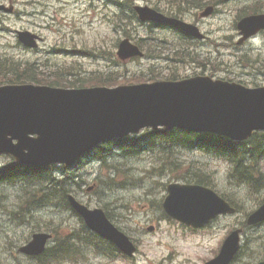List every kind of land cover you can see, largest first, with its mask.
<instances>
[{
  "label": "rangeland",
  "instance_id": "1",
  "mask_svg": "<svg viewBox=\"0 0 264 264\" xmlns=\"http://www.w3.org/2000/svg\"><path fill=\"white\" fill-rule=\"evenodd\" d=\"M1 1L7 6L12 1L15 10L14 13L0 12V58L37 61L40 70L49 78L55 76L63 80H92L100 73L116 71V82L129 83L148 79L153 73L161 74V79L169 75L185 77L204 73L210 76L213 74L214 78L242 79L249 82L248 85H255L257 80L250 81L251 77L247 73H260L251 69V63L255 59L264 61V35L258 38L253 49H250L251 43L237 45L240 48L237 49L233 47V40L229 39L235 35V18L242 6L249 4L246 0L236 3L226 1L219 5V14L207 18H197L201 8L191 1L135 0L137 4L157 6L163 10L176 9L178 4L185 6L186 10L181 12L186 16L185 20L196 22L209 37L201 43L197 42L198 49H192L195 45L189 47L175 32L168 29L153 28L151 34L148 26L140 23L131 27H114V24L121 22L113 15V7L108 0ZM123 16L120 13V17ZM17 30L41 34L44 41L38 50L25 49L17 40ZM127 35L134 40L143 39L141 44L149 58L133 59L116 67V44ZM54 48L65 52L51 53ZM256 48L260 50L254 53ZM73 50H87L89 53ZM246 50L253 53L246 57L240 56ZM195 59H206L205 67L203 64L192 63ZM67 71L73 73L68 72L66 75ZM263 83L258 80V84ZM177 156L182 162L177 169L166 159L158 161L157 155L151 157L143 154L138 159L109 161L117 166L115 168L101 169V164L87 160L84 166L77 169L75 174L79 176L78 180L81 177L84 179L82 187L76 191L80 200L91 207L106 208L115 224L127 231L139 246V251L130 261L91 254L90 264H203L215 255L229 232L243 224L245 213L256 207L264 197V186L256 194L244 186H237V181L227 175L229 168L224 163L200 153L179 152ZM8 161V157L0 155V166ZM163 165L173 171H166ZM188 167L194 171L186 174L182 169ZM197 167L207 172L205 175H209L218 189L233 198L241 211L233 217H221L208 229L193 232L164 219L159 206L166 196L165 185L176 182L177 178L184 175L196 172L201 175ZM113 182L116 184L112 187ZM89 186L93 188L88 190ZM37 189L38 195H41V189ZM20 192L19 188L0 186V264H39L17 252L26 242L31 228H48L61 238L80 225L75 216L60 209L42 211L39 213L41 217H35L30 224H17L8 214L14 210L15 202H19L17 197ZM23 208L26 209L24 205ZM150 226H154L153 231L149 230ZM247 235L248 244L243 256L234 264L253 263L252 254L256 253L260 257L264 252V226L259 230H247Z\"/></svg>",
  "mask_w": 264,
  "mask_h": 264
},
{
  "label": "water",
  "instance_id": "2",
  "mask_svg": "<svg viewBox=\"0 0 264 264\" xmlns=\"http://www.w3.org/2000/svg\"><path fill=\"white\" fill-rule=\"evenodd\" d=\"M138 10L144 20H169L188 34L202 37L194 25L167 19L149 7ZM239 27L251 35L264 27V22L260 16H251ZM34 38L36 36L28 32L20 33V39L29 46H35ZM132 54H140L138 48L128 40L122 42L120 56L126 58ZM160 124L168 129L179 126L246 139L254 130L264 129V88L247 89L208 77L113 89L0 87V153L13 154L21 163L72 165L102 141ZM71 202L92 229L127 254H133V243L108 221L103 210L90 211L73 198ZM164 206L171 216L196 228L203 227L219 214L235 212L212 189L203 186L171 185ZM261 221H264V205L248 219L251 225ZM240 231H234L220 254L207 264H229L239 249ZM47 239V235H36L22 251L39 254Z\"/></svg>",
  "mask_w": 264,
  "mask_h": 264
},
{
  "label": "trees",
  "instance_id": "3",
  "mask_svg": "<svg viewBox=\"0 0 264 264\" xmlns=\"http://www.w3.org/2000/svg\"><path fill=\"white\" fill-rule=\"evenodd\" d=\"M33 70V67L23 66L20 62H17L12 58H5L0 64V75H3L4 78L8 79L6 80L7 82L19 83L36 79L35 75L32 76L30 73ZM110 77L111 75L108 77L103 76L101 79L93 81L97 85L111 86L114 82ZM160 138L163 141L161 151L167 153L168 158H171L173 153H176V149L183 147L194 149L198 147L219 156L223 155V157L234 164V171L237 175L240 173L241 176L246 177L247 180L251 179V175L245 173L251 172V169L253 168L248 165L258 163L260 156L262 154L264 155V134L261 133H256L251 140L244 143H235L226 138L219 137L216 134H196L179 129H174L170 132L161 131ZM143 140H146L147 142L152 141L151 134L146 135ZM96 152H98L97 156L101 158L103 157L102 152H107V150L100 147ZM177 165L178 164H176V166ZM52 170H54V167L51 169L48 168L39 170L40 173L38 180H35L33 183L43 189V191L57 190L60 203L64 201L68 204L67 196L70 191V187L72 184L77 183L75 177L73 176L74 174L72 175L67 173L68 171L66 169H64V171L60 170L54 174ZM238 177L240 180L239 175ZM26 182L28 184L32 183V181ZM197 182L205 185L209 184V180L203 176H199ZM59 189L63 191V193H59ZM36 197L37 196L35 195H30L24 200L29 209L33 207L34 203H38L33 200ZM41 200L42 199H40V201ZM55 249L56 255H69V253L73 250L72 246L67 243L64 246L56 245Z\"/></svg>",
  "mask_w": 264,
  "mask_h": 264
}]
</instances>
